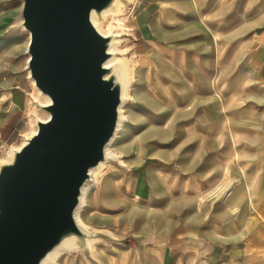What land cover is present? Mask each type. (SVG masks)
<instances>
[{"label": "crops", "instance_id": "crops-1", "mask_svg": "<svg viewBox=\"0 0 264 264\" xmlns=\"http://www.w3.org/2000/svg\"><path fill=\"white\" fill-rule=\"evenodd\" d=\"M22 6L0 0V157L36 95ZM130 26L129 110L167 112L161 145L88 200L89 220L126 208L128 229L85 223L116 242L57 264H264V0H141Z\"/></svg>", "mask_w": 264, "mask_h": 264}, {"label": "water", "instance_id": "water-1", "mask_svg": "<svg viewBox=\"0 0 264 264\" xmlns=\"http://www.w3.org/2000/svg\"><path fill=\"white\" fill-rule=\"evenodd\" d=\"M126 1L21 0L13 30L29 35L36 95L31 136L0 157V264H44L68 246L92 261L96 244L116 242L78 213L93 171L126 168L107 154L129 100L121 58L112 52L126 34L101 27Z\"/></svg>", "mask_w": 264, "mask_h": 264}, {"label": "rangeland", "instance_id": "rangeland-1", "mask_svg": "<svg viewBox=\"0 0 264 264\" xmlns=\"http://www.w3.org/2000/svg\"><path fill=\"white\" fill-rule=\"evenodd\" d=\"M140 1L141 0H127L125 2V5H123L118 12L107 14L105 19L101 23V27H103L105 31L109 26H113L116 29L115 31L126 34V38L124 40L122 38V42L119 44L118 57L121 58L125 74L128 81L130 82H128L127 85L129 88V94L127 93L126 98L129 100L127 101V104L123 105V117L125 120L123 122L121 130L117 134L114 143L112 144L113 153L118 156V161L120 162V164L126 168H120L112 164L98 175L99 184H97V186L87 195L86 203L80 216L84 224L91 223L92 221V223L97 225L98 227H113L118 233L120 232V230H124L125 228L128 229L129 225H131L128 223V221L126 222V220L123 219V217L126 216L128 210H126L125 208V210H123L121 212L122 214L120 215H112L109 213L95 215L89 220V217L87 216L88 200L99 188L100 183L107 174L109 176L113 175L118 178L123 177L128 173V163H130L132 159L136 158L140 152H142L143 154H147L148 152H153L154 147L161 145L160 142L162 140L164 130L163 124H166V120H164L163 116H167V112H130L129 110L132 107L131 104L133 103V99L131 98V90L135 76V60L133 58V52L131 50V44L134 37L130 29V18L135 10H137ZM111 27L109 28L111 29ZM33 112V109H31L30 114H32ZM29 130L23 135V137H25L26 134H29ZM21 142L22 138H20V140L16 142V144H14L12 148H7V151H9L8 154H10V151L13 148L19 147ZM127 183H129V180H127ZM130 190L128 193L129 197H127V205H130L131 207L134 205V200L132 199ZM192 199L197 200L196 197ZM149 206L151 207L152 204H149ZM140 207L141 205L139 204L138 210H141ZM68 253L69 252H67L66 254ZM66 254H64L63 256H66ZM63 256H61V258Z\"/></svg>", "mask_w": 264, "mask_h": 264}, {"label": "bare ground", "instance_id": "bare-ground-1", "mask_svg": "<svg viewBox=\"0 0 264 264\" xmlns=\"http://www.w3.org/2000/svg\"><path fill=\"white\" fill-rule=\"evenodd\" d=\"M111 30V29H110ZM111 31H109V33H110ZM118 50V47H117V45L115 46V47H113L112 48V52H116ZM114 63V62H113ZM130 83V82H129ZM128 85V84H127ZM129 92V88H128V86L126 87V91H125V93H124V98H127V93ZM129 94V93H128ZM46 102H48V100H46ZM123 106L121 107V122H120V125H119V129H118V132H117V134L119 133V131L121 130V127H122V125H123V122H124V117H123ZM117 134H116V136H115V138L113 139V141H112V143L109 145V147H108V149H107V154L109 155V156H111V158H113V159H115V160H118L119 158H118V156L115 154V153H113V151H112V144L114 143V141H115V139H116V137H117ZM29 136H31V133L29 132V134H26L25 135V139L26 138H28ZM20 148V146L19 147H15V148H13V150L14 149H19ZM12 152V150L10 151V153ZM106 167V165H103V166H101L100 167V169L99 170H95V171H93V182L92 183H90V184H88L87 185V187L85 188V190H84V195H83V204H82V207H81V209L79 210V213H78V219H79V221L82 223V224H84L83 223V221L81 220V212H82V210H83V207H84V205H85V203H86V198H87V195L90 193V191H92L96 186H97V184H99V179H98V175L102 172L101 170H103L104 168ZM85 225V224H84ZM72 249V246H68V247H65V248H63V249H60V250H58V251H56L53 255H51L50 257H49V259L44 263V264H56L57 262H58V260L61 258V256H63L64 254H66L69 250H71Z\"/></svg>", "mask_w": 264, "mask_h": 264}]
</instances>
